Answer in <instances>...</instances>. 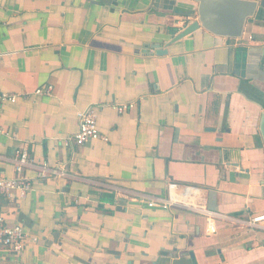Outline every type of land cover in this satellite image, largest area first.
I'll return each mask as SVG.
<instances>
[{"label": "crops", "instance_id": "0c3cea01", "mask_svg": "<svg viewBox=\"0 0 264 264\" xmlns=\"http://www.w3.org/2000/svg\"><path fill=\"white\" fill-rule=\"evenodd\" d=\"M249 1L240 39L174 41L195 0H0V92L17 97L0 110V176L25 152L30 186L0 196L29 240L0 264H264V220L247 226L264 215V0ZM88 107L107 141L77 146ZM169 184L199 189L211 227L148 206Z\"/></svg>", "mask_w": 264, "mask_h": 264}, {"label": "built area", "instance_id": "2783aa9c", "mask_svg": "<svg viewBox=\"0 0 264 264\" xmlns=\"http://www.w3.org/2000/svg\"><path fill=\"white\" fill-rule=\"evenodd\" d=\"M51 88L48 87L45 93H49ZM42 90H36L35 93L40 94ZM15 95L0 92V110L5 104H13L16 102ZM134 103H118L115 109L118 113H124L127 110L134 108ZM73 142L77 146H83L86 143L94 140L107 141L102 137L96 125V114L92 107L77 113V131L73 135ZM15 172L16 177L13 179H5L0 176V196L10 198V196L17 192L19 198H24L29 191V183L21 177L22 169L27 161L25 152L17 151L15 153ZM149 207H162V208H179L182 210L192 211L202 215L208 226L211 227V220L216 218L217 215L210 212L202 199L200 198L199 189L191 186H178L176 184L168 185V196L166 200L157 199L148 204ZM264 220V215L254 216L247 222V226L257 228L258 224ZM34 242L35 240H30ZM29 242L28 237L20 225H8L5 222L4 215L0 212V249L5 248L14 253H20L24 246Z\"/></svg>", "mask_w": 264, "mask_h": 264}, {"label": "water", "instance_id": "95a60500", "mask_svg": "<svg viewBox=\"0 0 264 264\" xmlns=\"http://www.w3.org/2000/svg\"><path fill=\"white\" fill-rule=\"evenodd\" d=\"M196 21L188 24L174 41L202 28L227 39H240L246 23L255 16L257 4L249 0H195ZM155 49V48H153ZM259 132L264 145V112L260 116Z\"/></svg>", "mask_w": 264, "mask_h": 264}]
</instances>
